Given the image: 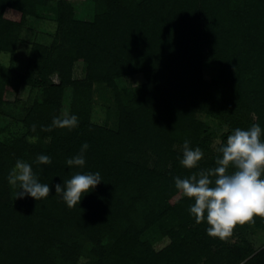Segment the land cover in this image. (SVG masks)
I'll use <instances>...</instances> for the list:
<instances>
[{
	"label": "trees",
	"instance_id": "16d2710c",
	"mask_svg": "<svg viewBox=\"0 0 264 264\" xmlns=\"http://www.w3.org/2000/svg\"><path fill=\"white\" fill-rule=\"evenodd\" d=\"M91 1L92 19L83 21L67 0H0V53H15L27 15L45 11L56 24L24 76L0 64V109L18 103L22 85L38 91L23 135L0 140V264H264V248H229L209 236L174 183L221 155L205 169L180 164L184 140L201 148L208 134L201 115L231 131L264 128V0ZM77 64L81 79L73 78ZM135 75L143 82L124 100L116 81ZM94 84L114 94L115 130L91 121ZM67 90L78 125L52 127ZM84 143L85 166H69ZM40 154L51 164H37ZM17 159L51 185L48 197L15 199L7 177ZM76 172H99L103 182L69 208L55 185ZM251 228L264 234V218L234 231ZM147 236L169 243L155 251Z\"/></svg>",
	"mask_w": 264,
	"mask_h": 264
},
{
	"label": "clouds",
	"instance_id": "9594fccd",
	"mask_svg": "<svg viewBox=\"0 0 264 264\" xmlns=\"http://www.w3.org/2000/svg\"><path fill=\"white\" fill-rule=\"evenodd\" d=\"M78 125V117L65 112L53 119L52 127L72 128ZM50 130V129H49ZM264 128L253 124L247 129L236 128L218 151L215 166L193 173L190 177L174 178L176 189L193 201L189 213L196 223L206 222V232L211 237L225 239L232 235L236 226L244 225L253 218H264ZM89 145L84 143L80 152L67 159L69 166L83 168L85 153ZM180 164L188 169L195 168L204 153L193 148L191 141L183 142ZM36 163L51 164V157L40 154ZM13 186L15 199L33 198L38 201L49 196L51 185L41 183L28 161L17 159L7 177ZM103 182L99 172H76L70 179L55 185L65 204L71 208L93 192Z\"/></svg>",
	"mask_w": 264,
	"mask_h": 264
},
{
	"label": "rangeland",
	"instance_id": "374dc122",
	"mask_svg": "<svg viewBox=\"0 0 264 264\" xmlns=\"http://www.w3.org/2000/svg\"><path fill=\"white\" fill-rule=\"evenodd\" d=\"M67 1L71 3L77 19L83 21H90L92 19L93 3L91 0ZM54 2L55 0H49V5H54ZM55 29L56 24L50 13L43 11L40 13L38 12L34 16L27 15L19 31L17 50L12 55H9L8 53H0V64L9 70L16 71L18 74L24 76L31 51L35 47L49 48L55 35ZM38 50L40 52V49ZM81 65L77 64L75 66V72L73 73L74 79L82 78L83 66ZM203 72L205 78L208 79L211 75L210 69L205 66ZM54 81H56V78ZM142 82V77L135 75L133 77L118 79L116 84L120 93L124 96V100H128V96L137 95V87ZM37 96V90L31 89L30 86L22 85L18 92V103L13 106L4 105L0 109V140H10L14 137H20L23 135L25 130L22 124V118L29 109L31 102L36 99ZM70 101L71 92L70 90H67L62 102L61 116L65 112L69 113ZM91 103V121L102 127L115 130L117 126V107L113 92L104 84H94ZM199 118L206 126H208V134L200 141V149L203 151L204 155L197 165L201 169H205L203 164L206 163L207 158L210 155L220 153L218 149L226 143L227 137L232 134L233 131L230 130L224 121H219L214 118H205L202 117V115ZM12 190L15 192L13 186ZM146 238L152 244L155 251L163 249L169 243L168 238L163 236H147ZM103 242H105V239H103ZM221 243L229 248H232L234 245H248L256 250L264 248V234L262 231L253 228L248 229L245 232V235L233 230L231 236L221 239ZM86 246L88 247V250L92 247L91 244H87ZM80 262H85V259L82 258ZM223 263L225 262L222 261V264Z\"/></svg>",
	"mask_w": 264,
	"mask_h": 264
}]
</instances>
